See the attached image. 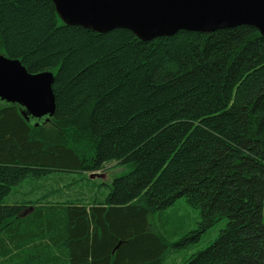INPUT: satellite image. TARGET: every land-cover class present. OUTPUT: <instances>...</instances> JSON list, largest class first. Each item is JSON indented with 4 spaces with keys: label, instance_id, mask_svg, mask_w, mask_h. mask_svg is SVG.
<instances>
[{
    "label": "trees",
    "instance_id": "1",
    "mask_svg": "<svg viewBox=\"0 0 264 264\" xmlns=\"http://www.w3.org/2000/svg\"><path fill=\"white\" fill-rule=\"evenodd\" d=\"M0 52L54 73L34 126L0 103V264H161L149 219L183 198L215 240L185 264H264V36L241 25L141 40L66 25L51 0H0ZM132 164L103 197L13 187ZM31 211L24 214L25 209ZM174 245V244H172ZM114 250V251H113Z\"/></svg>",
    "mask_w": 264,
    "mask_h": 264
},
{
    "label": "water",
    "instance_id": "2",
    "mask_svg": "<svg viewBox=\"0 0 264 264\" xmlns=\"http://www.w3.org/2000/svg\"><path fill=\"white\" fill-rule=\"evenodd\" d=\"M60 20L97 33L131 31L141 40L178 31L212 32L241 25L264 36V0H51ZM54 73L28 72L0 52V103L14 105L28 123L44 124L55 113ZM100 175L99 172L90 176ZM114 251V250H113Z\"/></svg>",
    "mask_w": 264,
    "mask_h": 264
},
{
    "label": "rangeland",
    "instance_id": "3",
    "mask_svg": "<svg viewBox=\"0 0 264 264\" xmlns=\"http://www.w3.org/2000/svg\"><path fill=\"white\" fill-rule=\"evenodd\" d=\"M132 168L131 163L116 165L110 162L104 171H99L103 176L91 177L85 172H51L47 178H42L35 183L31 182L29 187L24 181L13 187L4 202L18 203L28 199L29 196L33 197L34 186H40V190L45 191L57 189L63 200L80 197L89 201L95 196H105L112 181L125 176ZM199 220V210L190 206L183 198L178 199L164 212L156 213L149 219L150 229L158 231L167 242L161 264H185L192 254L209 246L227 222V219L222 217L198 235L194 230L198 227Z\"/></svg>",
    "mask_w": 264,
    "mask_h": 264
},
{
    "label": "flooded vegetation",
    "instance_id": "4",
    "mask_svg": "<svg viewBox=\"0 0 264 264\" xmlns=\"http://www.w3.org/2000/svg\"><path fill=\"white\" fill-rule=\"evenodd\" d=\"M31 207L29 206L27 209H25V211H24V214H26V213H28V212H30L31 211Z\"/></svg>",
    "mask_w": 264,
    "mask_h": 264
}]
</instances>
